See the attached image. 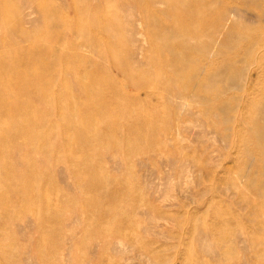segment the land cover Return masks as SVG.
<instances>
[{
    "label": "rangeland",
    "instance_id": "rangeland-1",
    "mask_svg": "<svg viewBox=\"0 0 264 264\" xmlns=\"http://www.w3.org/2000/svg\"><path fill=\"white\" fill-rule=\"evenodd\" d=\"M202 1L0 0V264H264V0L186 64Z\"/></svg>",
    "mask_w": 264,
    "mask_h": 264
},
{
    "label": "bare ground",
    "instance_id": "bare-ground-1",
    "mask_svg": "<svg viewBox=\"0 0 264 264\" xmlns=\"http://www.w3.org/2000/svg\"><path fill=\"white\" fill-rule=\"evenodd\" d=\"M167 1H169V3L173 5H180V4L187 5L188 4L190 7H192L193 5H200V7L204 9L210 8L209 4H207V1H202V0L196 1V4H191L193 2L192 0H167ZM219 1L221 2L223 0H219ZM203 2H206V4ZM251 2H252L251 0H240V3L236 4L235 6L229 7L228 10H223V9L220 10V12L216 15L217 17L216 25L217 26H216L215 34L218 33V35L217 34H216L217 36L214 35L212 39L210 40V42H204V43H200L196 45H192V44L186 45L185 51H187V53L185 52L182 58V62L187 64L189 62L196 60L197 58L199 59V57H204L205 59H209L212 54L210 52V46L212 44L211 42H218V39H221V35L223 39L221 40V45H222L221 50L222 51L225 49V47L229 43L235 42V40L237 41L238 39L235 36H233L234 31L236 30L235 20H237V18L244 19V23L246 24L245 27L246 28L250 27V21L253 20V17L248 12L249 7L251 6ZM204 20L205 19H203V21ZM174 33H175L174 30L171 31V34H170L171 39L174 38ZM181 51H178L177 53L181 54ZM196 53H199V54L197 57H194L193 55H195Z\"/></svg>",
    "mask_w": 264,
    "mask_h": 264
}]
</instances>
